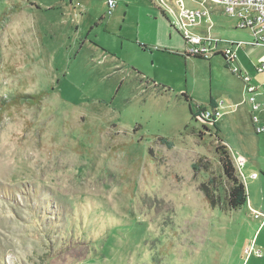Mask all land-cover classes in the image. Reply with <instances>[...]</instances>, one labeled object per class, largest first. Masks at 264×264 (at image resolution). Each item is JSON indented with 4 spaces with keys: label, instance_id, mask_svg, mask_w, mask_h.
<instances>
[{
    "label": "rangeland",
    "instance_id": "obj_1",
    "mask_svg": "<svg viewBox=\"0 0 264 264\" xmlns=\"http://www.w3.org/2000/svg\"><path fill=\"white\" fill-rule=\"evenodd\" d=\"M115 2L108 14L106 0H0V264H245L257 223L247 203L264 187L231 153L248 199L227 207L221 137L191 113L222 103L224 139L262 171L264 133L243 130L264 110L245 114L221 54H182L178 15L199 4ZM204 7L194 34L218 51L244 43L234 65L264 81V47Z\"/></svg>",
    "mask_w": 264,
    "mask_h": 264
},
{
    "label": "built area",
    "instance_id": "obj_2",
    "mask_svg": "<svg viewBox=\"0 0 264 264\" xmlns=\"http://www.w3.org/2000/svg\"><path fill=\"white\" fill-rule=\"evenodd\" d=\"M193 3L199 4L201 11L194 12L193 10H182L178 15L179 28L182 30L181 38L184 40L186 48L182 53L187 57H197L208 59L216 54H221L226 61L231 73L237 76L244 87V91L247 95V102L253 110L258 108L255 103V93L257 88L251 85L250 78L234 65L236 55L235 51L240 48L244 43L227 42L229 47L220 51L217 50L218 40L209 36H202L194 34L190 29L194 26L200 25V20L209 14V11L204 7L207 4H213L218 6L220 12L224 15L233 17L235 19V28L243 31H247L251 37V42L248 43L252 47H264V0H190ZM106 6L108 14L111 9L116 6L115 0H106ZM191 31H190V30ZM247 44V43H246ZM234 47V48H233ZM256 71L258 73L264 72V65L259 66ZM264 96V90H263ZM221 104L216 102V106L211 109H204L200 114H197V118L206 125H209L213 120L218 119L221 115ZM253 123H257L255 118L252 119ZM256 134L264 133V128L257 127L255 129ZM243 160H238L237 165L242 166ZM254 180L257 178V174L253 173L249 177ZM252 216L257 219L261 216V213L251 210ZM253 253L256 257L261 256L259 249L249 248L245 250L246 255Z\"/></svg>",
    "mask_w": 264,
    "mask_h": 264
},
{
    "label": "crops",
    "instance_id": "obj_3",
    "mask_svg": "<svg viewBox=\"0 0 264 264\" xmlns=\"http://www.w3.org/2000/svg\"><path fill=\"white\" fill-rule=\"evenodd\" d=\"M164 36H167V38L169 40H171V38L178 40L177 36L170 29H165V31L164 30L161 31L160 37L163 39ZM236 51H235V55H236ZM262 73H264V72H262ZM253 81H257V80H253ZM255 87L257 88L256 93H255V103L258 105V108L256 110H253L252 108L250 109L251 106H248L249 108H248V110H246L245 114L248 116L250 115V117H251L252 113H254V112L256 113L257 111L264 110V96H263L264 81L262 79H260L259 84H256ZM243 91H244V87H243ZM244 94L246 95L245 91H244ZM243 103L248 104L246 100ZM242 113L243 112H241V114ZM218 119L216 120V127L218 130V135L221 137V143L228 149V151L230 152V155L232 153L233 155L238 156V158H236L235 156L232 155L237 160L242 159L244 161V164L239 169L240 173L242 174L243 169L247 172L249 170H251L250 172L247 173V175L242 174L241 176L244 178V180H246V182H249V183L254 182L256 185L261 186V188H263L264 187L263 186L264 185V170L262 169V171H261L259 161L256 160L255 156L250 155L249 150L236 149L235 147H233L231 144H229L224 139V137L222 135L223 134L222 127L219 125ZM251 121H252V119H251ZM234 123L238 124V122H234ZM248 124L249 123L246 124V127L243 130V132H245L249 128L251 133H248L247 135L249 137H254V135L252 134V131L255 133L254 125L258 124L257 127L264 126V115L262 117V120H259V122L257 121V123H253V125L249 124L250 126ZM238 126L240 127L239 124H238ZM236 131L240 132V130L237 126H236ZM237 136L240 137L239 133H237ZM247 155H249V156H247ZM246 156L250 157V159H248ZM255 170H259L260 173H259V175L257 174L256 179L252 180L249 177L251 174L255 173L254 172ZM236 171H238V169H236ZM244 187H245V185H244ZM255 197H257V196H255ZM247 199H248V196H247ZM254 200L255 199L248 201V203H247L248 212L251 213V210H253V211L259 212L261 214H264V213H262V212H264V192L261 194V202L260 203L255 202ZM260 218H261V216L256 219L257 221H255V222H257V223L251 224L252 237H251L250 245L249 246L247 245V241L242 242V244L243 245L246 244V247L244 249L243 254L245 253V250L252 248V249H259L261 251V256L256 257L253 253H251L250 255L245 254V256H246V258L244 260L245 264H264V219L260 220ZM243 245H241V246H243ZM241 246H240V248L242 249Z\"/></svg>",
    "mask_w": 264,
    "mask_h": 264
},
{
    "label": "trees",
    "instance_id": "obj_4",
    "mask_svg": "<svg viewBox=\"0 0 264 264\" xmlns=\"http://www.w3.org/2000/svg\"><path fill=\"white\" fill-rule=\"evenodd\" d=\"M8 103L9 102L7 101L1 100L2 105H6ZM215 106H216V101L213 98H209L208 108L213 109ZM204 109L206 108L197 107L196 111L194 113L193 112L191 113L192 117L197 118V114H200ZM212 120L213 121L208 126L211 125L216 133V136H218V130L216 127V119H212ZM218 141L220 142L221 140L218 139ZM216 152L218 154L219 164H220L222 173L225 176L227 182L229 183V189L227 192L225 204L230 210H237L246 204L247 195L245 192V187L242 184V182L238 179V177L236 176V172H235V169L232 163L231 156L229 152L227 151L226 147L223 145H220L216 147Z\"/></svg>",
    "mask_w": 264,
    "mask_h": 264
}]
</instances>
